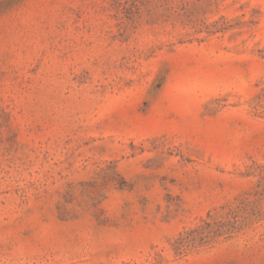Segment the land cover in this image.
Segmentation results:
<instances>
[{
	"label": "rangeland",
	"instance_id": "1",
	"mask_svg": "<svg viewBox=\"0 0 264 264\" xmlns=\"http://www.w3.org/2000/svg\"><path fill=\"white\" fill-rule=\"evenodd\" d=\"M0 264H264V0H0Z\"/></svg>",
	"mask_w": 264,
	"mask_h": 264
}]
</instances>
